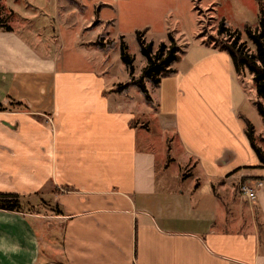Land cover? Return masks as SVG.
Listing matches in <instances>:
<instances>
[{
  "label": "crops",
  "instance_id": "0c3cea01",
  "mask_svg": "<svg viewBox=\"0 0 264 264\" xmlns=\"http://www.w3.org/2000/svg\"><path fill=\"white\" fill-rule=\"evenodd\" d=\"M28 20L0 24V194L22 205L0 210V264H264V169L207 69L210 57L238 78L227 53L194 46L204 53L147 101L136 85L63 70L48 41H26ZM243 181L263 183L254 202ZM226 198L249 204V226Z\"/></svg>",
  "mask_w": 264,
  "mask_h": 264
},
{
  "label": "rangeland",
  "instance_id": "374dc122",
  "mask_svg": "<svg viewBox=\"0 0 264 264\" xmlns=\"http://www.w3.org/2000/svg\"><path fill=\"white\" fill-rule=\"evenodd\" d=\"M9 9L15 12L17 18ZM21 17L29 19L28 22L31 23V33L27 35L26 41H48L51 55L59 56L57 63L63 70L91 69L103 73L110 87L131 85L129 72L121 60L122 42L127 48V54L133 59L134 80L140 78L146 66L137 42V31L144 32L143 39L147 44H152L153 53L162 43L169 47V38L172 37L181 57L172 68L183 73L189 68L191 59L204 53L200 48L192 49L194 46L209 45L222 50L224 45L231 41L225 36L217 35L221 21L231 31L240 32L241 42H246L251 48L244 28L257 27L261 12L256 0H0V24L9 21L22 23ZM36 33L40 36L35 37ZM44 45L41 42L39 47ZM208 62L207 69L214 71L216 75L214 90L220 93L219 95L216 91L218 99L221 102H224V99L225 103L234 109L233 114L239 120L243 131L246 129L245 120L251 123L255 130L254 144L264 154V121L256 109L252 76L245 72L236 78L234 73L230 72L227 78L226 75L224 77L218 61L209 57ZM41 82H28L35 89L32 96H38V84ZM144 84L145 87L148 86L149 95L152 94L153 98L159 94V90L151 86L153 83L150 80L144 79ZM170 85L169 79L164 82L165 88ZM207 97L208 102L214 101L211 94ZM229 101L232 102L231 105ZM144 116L148 118L147 124L152 130L151 133L157 136L161 130L160 122L151 112ZM234 130L236 133L237 129ZM235 136L238 139L239 135ZM244 137L248 143L247 137ZM156 138L159 139L158 136ZM239 141L244 147L245 143ZM255 162L250 165L259 166L258 160ZM223 203L225 213H236V216L240 213L242 224L249 226V204H234L227 198L223 199Z\"/></svg>",
  "mask_w": 264,
  "mask_h": 264
},
{
  "label": "trees",
  "instance_id": "16d2710c",
  "mask_svg": "<svg viewBox=\"0 0 264 264\" xmlns=\"http://www.w3.org/2000/svg\"><path fill=\"white\" fill-rule=\"evenodd\" d=\"M256 1L260 6L261 12L258 26L255 28L246 26L244 28V34L251 44V48L247 46L246 42H241L242 34L240 32L231 31V29L225 26L223 21H221L218 26L217 35L231 39L230 42L224 45L221 51H225L229 56L235 73L238 76H242L247 72L252 76V82L256 92V109L259 116L264 121V0ZM3 27L6 31H11L10 27ZM143 35V31L136 32L140 53L146 61V66L138 80L133 79V59L127 54V48L123 42L121 43V60L129 72L131 85H136L148 101L150 100V96L145 87L144 79H148L154 85H158L162 78L176 72L172 66L179 62L181 57L177 53V46L172 37L169 38V47L162 43L158 50L153 53L152 44H147L143 39ZM129 85L130 84L117 85L115 92H121ZM245 123V135L247 140L259 162V167L264 168V154L260 148L254 144L255 130L248 120H245ZM21 206L20 196L16 194H0L1 211L21 212Z\"/></svg>",
  "mask_w": 264,
  "mask_h": 264
},
{
  "label": "built area",
  "instance_id": "2783aa9c",
  "mask_svg": "<svg viewBox=\"0 0 264 264\" xmlns=\"http://www.w3.org/2000/svg\"><path fill=\"white\" fill-rule=\"evenodd\" d=\"M263 188L261 181H243L238 186L239 195L248 202H254L257 199V192Z\"/></svg>",
  "mask_w": 264,
  "mask_h": 264
}]
</instances>
